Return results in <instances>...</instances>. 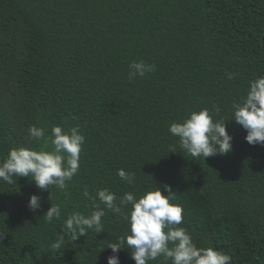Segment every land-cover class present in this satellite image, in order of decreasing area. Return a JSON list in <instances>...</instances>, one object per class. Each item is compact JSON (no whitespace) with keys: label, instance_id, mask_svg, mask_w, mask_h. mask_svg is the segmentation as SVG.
I'll use <instances>...</instances> for the list:
<instances>
[{"label":"trees","instance_id":"trees-1","mask_svg":"<svg viewBox=\"0 0 264 264\" xmlns=\"http://www.w3.org/2000/svg\"><path fill=\"white\" fill-rule=\"evenodd\" d=\"M133 60L155 71L129 82ZM260 74L264 0H0V159L29 143V125L46 135L53 125H79L85 135L67 189L41 190L23 176L0 181V264H107V246L127 229L123 218L108 211L104 231L65 238L55 250L63 219L88 213L85 190L121 197L164 183L198 247L227 253L230 264H264V145L247 143L230 118L232 102ZM213 105L232 151L192 158L168 127ZM120 168L135 172L134 185L119 178ZM32 194L41 198L35 212ZM51 204L62 219L47 223ZM119 259L135 264L127 248Z\"/></svg>","mask_w":264,"mask_h":264},{"label":"clouds","instance_id":"clouds-1","mask_svg":"<svg viewBox=\"0 0 264 264\" xmlns=\"http://www.w3.org/2000/svg\"><path fill=\"white\" fill-rule=\"evenodd\" d=\"M155 65L144 60H133L128 65L129 82L154 72ZM229 80L234 74L227 73ZM220 108L213 105L192 109L181 120L168 127L170 134L178 138L179 148L192 158L205 159L226 155L232 151L233 137L229 134L225 118L220 117ZM246 130L245 140L250 145H264V74L250 80L245 95L231 104V116ZM229 119V118H228ZM29 143L10 148L6 157L0 159V181L13 183V177H29L41 190L57 187L65 190L68 182L79 173L80 154L85 135L80 126L65 129L53 125L46 135L43 127L29 125ZM171 151H176L175 147ZM119 178L134 185L136 174L123 168L117 169ZM83 196L89 202L88 213L73 210L61 224V232L51 248L59 250L65 238L74 242L87 236L88 230L96 234L104 231L102 218L106 212L121 216L127 225L117 242L107 247L112 254L107 264H120L119 252L127 248L135 264H148L163 256L171 264H230L231 257L215 247H198L183 223V208L174 203L176 196L171 186L162 188L148 184L140 193L127 191L118 197L108 188H98L95 195L88 190ZM103 205V207H101ZM41 207V198L32 194L28 208L35 212ZM47 223L62 219L60 205L51 204L43 216Z\"/></svg>","mask_w":264,"mask_h":264}]
</instances>
